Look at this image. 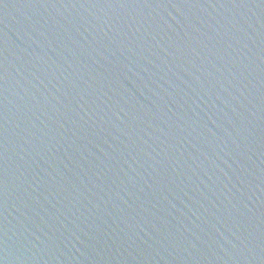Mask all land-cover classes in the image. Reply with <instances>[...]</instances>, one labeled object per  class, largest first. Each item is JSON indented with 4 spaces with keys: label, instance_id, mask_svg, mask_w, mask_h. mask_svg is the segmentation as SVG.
<instances>
[{
    "label": "water",
    "instance_id": "1",
    "mask_svg": "<svg viewBox=\"0 0 264 264\" xmlns=\"http://www.w3.org/2000/svg\"><path fill=\"white\" fill-rule=\"evenodd\" d=\"M2 264H264V0H0Z\"/></svg>",
    "mask_w": 264,
    "mask_h": 264
},
{
    "label": "snow or ice",
    "instance_id": "2",
    "mask_svg": "<svg viewBox=\"0 0 264 264\" xmlns=\"http://www.w3.org/2000/svg\"><path fill=\"white\" fill-rule=\"evenodd\" d=\"M0 264H2V261H0Z\"/></svg>",
    "mask_w": 264,
    "mask_h": 264
}]
</instances>
